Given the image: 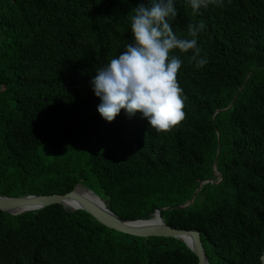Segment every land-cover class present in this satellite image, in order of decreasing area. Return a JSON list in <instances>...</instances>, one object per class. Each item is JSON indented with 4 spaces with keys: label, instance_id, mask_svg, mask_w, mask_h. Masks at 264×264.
Masks as SVG:
<instances>
[{
    "label": "trees",
    "instance_id": "16d2710c",
    "mask_svg": "<svg viewBox=\"0 0 264 264\" xmlns=\"http://www.w3.org/2000/svg\"><path fill=\"white\" fill-rule=\"evenodd\" d=\"M150 0H0V195L66 194L81 184L124 219L158 209L200 231L210 264H262L264 252V0H223L193 13L173 0L179 38L205 28L178 81L186 119L156 133L124 110L98 112L96 69L131 43L134 8ZM238 97L234 105L228 109ZM220 140V147H219ZM220 148L216 171L215 158ZM220 181V182H219ZM219 182V183H218ZM0 264H198L173 238L130 236L60 205L0 211Z\"/></svg>",
    "mask_w": 264,
    "mask_h": 264
},
{
    "label": "clouds",
    "instance_id": "9594fccd",
    "mask_svg": "<svg viewBox=\"0 0 264 264\" xmlns=\"http://www.w3.org/2000/svg\"><path fill=\"white\" fill-rule=\"evenodd\" d=\"M193 13L209 5L222 7L223 0H189ZM178 15L173 0H150L134 8L131 17L133 40L118 57L96 69L92 90L101 103L100 116L112 123L124 110L129 118L137 113L156 133L168 134L186 119V100L178 81L182 61L172 53L191 52L197 68L208 63L198 45V33L205 25L189 23L188 37L179 38L170 23Z\"/></svg>",
    "mask_w": 264,
    "mask_h": 264
},
{
    "label": "water",
    "instance_id": "95a60500",
    "mask_svg": "<svg viewBox=\"0 0 264 264\" xmlns=\"http://www.w3.org/2000/svg\"><path fill=\"white\" fill-rule=\"evenodd\" d=\"M237 97L238 94L235 96L228 109L234 105ZM219 154L220 148L215 158L214 174L219 177L221 181L222 176L216 171V163ZM208 182L212 184L217 183L214 180L201 182L195 194L187 204L158 209L149 219L132 220L118 216L106 206L105 202L96 193L81 184L77 185L72 191L66 194L27 195L22 197H7L0 195V211L11 215H21L28 212L39 211L53 205H60L69 212L83 210L107 228L123 234L141 238H173L182 241L196 255L198 264H210L200 231L174 228L168 225L161 216L162 211L185 209L192 205L201 187ZM261 262L264 264V252L261 257Z\"/></svg>",
    "mask_w": 264,
    "mask_h": 264
},
{
    "label": "bare ground",
    "instance_id": "6f19581e",
    "mask_svg": "<svg viewBox=\"0 0 264 264\" xmlns=\"http://www.w3.org/2000/svg\"><path fill=\"white\" fill-rule=\"evenodd\" d=\"M93 198V197H92ZM94 199V198H93ZM96 200V199H95Z\"/></svg>",
    "mask_w": 264,
    "mask_h": 264
}]
</instances>
